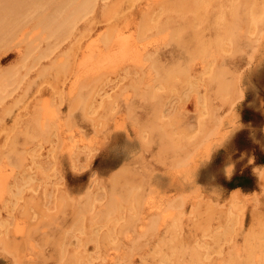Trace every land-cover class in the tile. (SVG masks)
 I'll return each instance as SVG.
<instances>
[{"label": "rangeland", "instance_id": "1", "mask_svg": "<svg viewBox=\"0 0 264 264\" xmlns=\"http://www.w3.org/2000/svg\"><path fill=\"white\" fill-rule=\"evenodd\" d=\"M109 1L110 0H107V2L106 0L102 2L99 1V8L102 9L104 3L108 6L114 2L113 0H111V2ZM153 1L154 0H136L133 3L125 1L123 3V10L126 14L132 15L133 18L140 23L142 16L147 12L146 10L154 9L155 13L159 12V1L161 0ZM145 2H147V5ZM149 3L151 5H149ZM204 3H206L207 6L213 7H207L206 11L202 13L201 18L203 21H194V26L190 29L188 28L190 31L187 30L185 32L182 43L171 39L166 33V35L161 34L160 38L157 34L150 40L149 45H145L143 48V55L140 57L141 60L136 61L134 66L128 58L123 59L122 57L116 56V58L112 59L113 61L108 60L109 64L106 66L107 61L103 62V64L96 61L98 58L96 57L98 56L97 53H88L92 48L93 50H96V48L98 49L99 41L107 30L106 27L111 25L110 21L101 19L103 9L102 11L99 10V12L94 15H88L86 18L78 21L76 23L77 30L73 36L60 38L61 41H59V38L57 41L55 38H51L46 42L38 41V49L41 47L44 50L43 54H45L44 56L41 53V58H39L40 56L38 55L40 53L38 54L37 51L33 52L28 57L20 56L18 51H22L23 48L21 45H19V48L18 46L12 47L11 45L10 47H5L0 50V68H2L0 69V89L2 90V88H5V93L3 90H0V163L2 164V166L0 165V174L2 175H0V183L2 187H4L1 189L0 184V194L2 195H0V264H64L68 262L70 255H77L80 259L85 261V264H109V262L110 264H143V262L144 264H217V262L220 264V259L221 263L226 264L228 257L229 259H240L228 260V264H264V260H255V262L254 260H243L246 255L245 252L248 240L251 237L255 240L252 241L253 245L263 248L262 256H264V0L263 25L261 26V24H259L260 26L258 25L252 29L244 19L248 12L244 0H209V2L206 1ZM234 3L236 5L240 4L241 7L239 8V18L232 23L227 13L232 10L231 5ZM260 3L262 2L260 1ZM140 4H142L143 7ZM137 6L138 9H136ZM149 6L151 7L149 8ZM142 10L144 11L142 12ZM189 16H194L192 11L187 12V17ZM161 17H163V15H161ZM83 21L84 24L85 22L86 24L87 22L90 24H87L86 27ZM88 26L91 29L89 35L86 37L79 36L84 33L85 29L82 28H88ZM104 27L105 29H103ZM95 30H97V33ZM194 33L197 34L198 39H194ZM163 37L165 39L161 40ZM17 39H20V37ZM17 39L15 40V44L19 43ZM154 39L156 43L153 41ZM84 40L87 45H84ZM88 41L90 42L88 43ZM259 41L260 43H258ZM73 42H78L77 45H79L75 53L70 52ZM157 42H159V47L155 49L158 45ZM56 43H58L59 46ZM92 43L96 44L93 45ZM45 44H47L46 47L48 46V48H50V53L46 51L48 48L44 47ZM51 44L54 45L52 46ZM163 44H165V46ZM199 44L206 45L205 48H207V50L204 53L196 54L195 51ZM68 45H70L69 48ZM86 47L88 48L87 50L85 49ZM59 50L60 52H58ZM147 51L149 52L147 53ZM57 54L60 59L57 58V62L60 61L61 64L55 61ZM210 56L211 59L209 58ZM34 57L37 60H35ZM91 57L92 59H90ZM21 58H23V60H21ZM17 59L20 61H17ZM31 59H33V62ZM126 59L127 62L125 61ZM91 60L93 62H91ZM49 61L52 65H50ZM83 61L85 66L89 65L90 68L93 67L91 70L94 72L90 74V72H88L89 67L86 66L85 68V66H83L84 63H81ZM149 61H151V63ZM55 62L57 64H55ZM89 62H91V66ZM119 62L121 64L120 66L118 65ZM220 62L221 64H219ZM30 63H32L31 66ZM97 63L101 66L99 67ZM202 63L203 65H201ZM58 64L59 66H57ZM80 64L82 67L79 66ZM61 65L63 67H61ZM92 65L98 66V70L96 67L94 70V66ZM102 65L103 69L101 68ZM141 65H144L143 68ZM146 65H148V68L151 67L153 71L149 69V73ZM77 66L80 68L77 69ZM121 66H123V68ZM125 66L128 67L126 68ZM135 66L139 68V70ZM192 66L193 68L191 69ZM54 67H57V71ZM3 68L5 69L4 71ZM83 68L87 69L88 73L86 70H84L86 74H84V72L81 73ZM107 68H109V70ZM156 68L157 70H155ZM39 70L41 71L40 73H38ZM79 70L81 71L79 72ZM24 71L26 72V76L22 75ZM139 71L141 72L140 74ZM146 71L148 75L154 73L155 75L157 74V76L153 74L151 77H155V79L153 80V78H150L148 80L146 79L149 78L147 74L146 77H144ZM214 71L216 73H214ZM195 72L198 73V75ZM202 73H204V75H202ZM53 75L55 78H52L54 77ZM76 75L77 79L75 78ZM113 75L116 80L113 78ZM11 76L12 78H10ZM53 79H55V82ZM98 79H103L104 82H102V84L99 83L94 89H89L87 86L88 82ZM118 79L119 83L117 81ZM128 79H130V81ZM151 79L152 81L150 82ZM143 80L149 81V84H144L147 88L142 85L144 83ZM230 80H232L231 83L229 82ZM233 80L236 81V86ZM127 81H129L128 84ZM26 82L27 84H25ZM201 82L203 86H201ZM62 83L63 85H61ZM47 85H49V88H46ZM69 85H71L70 88ZM124 85H126V87ZM123 86L124 88H122ZM149 86L151 88H149ZM226 86H228L229 91L227 88H224ZM82 87H84V89H82ZM179 87L181 88L179 89ZM71 88H75V93L79 92V94L72 93L74 92L72 91L73 89L71 90L72 95L69 94L68 92ZM51 89L53 90L51 91ZM143 89H145L146 92ZM90 92H92V94H90ZM115 92L117 94H114ZM122 93L124 94L122 95ZM14 95L16 97H14ZM74 95H76V97ZM89 95L93 98H90ZM37 96L39 99L36 100V98H38ZM3 97L5 98L4 100ZM21 97H25V99L23 98L24 100H22ZM33 97L34 102L36 101L38 103L40 101L43 103V109H46V111L44 110V112H42V104L39 103V109L38 106H36V102L33 104ZM85 97L89 98H87L88 103ZM140 97L142 98L140 99ZM75 98L78 99V102ZM12 100L14 101L12 102ZM70 100H72V103ZM7 107H9V109ZM113 107L115 109H112ZM48 108H50V110ZM32 109H34L33 114L31 113ZM36 111L39 113L37 114ZM51 111L53 115L50 113ZM45 112L46 114H44ZM41 115L43 117H41ZM64 117L66 120L62 119ZM58 120L61 121L59 122ZM52 121H54V123ZM135 121L136 125L134 123ZM53 125L55 127L51 129ZM74 125H76V127H73ZM119 125L120 127L122 126V128H120ZM132 125L136 127L134 128ZM17 126H19V128ZM40 126H43V132ZM62 127L63 130L61 129ZM145 129L148 130L145 131ZM109 131L111 132L109 133ZM24 133L27 136H25ZM138 133H140L139 136ZM85 135H87V137H85ZM42 136L44 138H42ZM93 136H96V138ZM77 137H79V139ZM127 138L132 140V142L128 141ZM38 140L39 142L37 145ZM84 140L86 142H82ZM55 143L57 145L54 147ZM97 143L99 144L98 147ZM68 147L71 148V151ZM64 151L66 152L65 155ZM20 156L23 159H21L22 162H20ZM4 159H7V162ZM24 160H26V162ZM186 160L187 164H185ZM124 162L126 164H124ZM24 166L26 167L24 168ZM52 167L54 168L52 169ZM12 169H14V171ZM142 169L144 170L142 171ZM4 174L5 176H3ZM18 174H20L19 177L21 178H18ZM13 176H16L14 177L16 181L13 179ZM59 176L61 177L59 178ZM26 178H32V181H28ZM20 179L21 182L23 180L27 182L21 183ZM98 179H100L99 182ZM18 180L19 184L17 186ZM29 182L30 184L27 185ZM45 184H47V187ZM95 187L98 190L94 192L96 189ZM85 188L87 190H85ZM130 194L133 195L132 199L134 198L138 203L137 211L135 209L136 206H134L136 205L135 200H133V202L132 199L129 198L132 196ZM188 194L189 198L185 197L186 195L188 196ZM92 196L95 197L92 198ZM29 197L30 200H28ZM168 197L169 201H165ZM170 198L175 200H171V203ZM71 200H73L72 203ZM149 202H151V204ZM257 202L259 203L256 204ZM130 203H133V205L131 204V208L133 210L134 207V213L133 211L129 213L131 210ZM196 203L198 204L197 207ZM97 204L99 205L98 207H96ZM56 206L58 208H56ZM208 206L210 208H208ZM255 206L257 207L256 209ZM102 207H106V209ZM178 209L179 216L177 214ZM115 210H117V212H115ZM136 212L138 214H136ZM75 213H77L78 217H76L77 215ZM198 213L199 218L197 216ZM182 214L184 216H182ZM80 215L82 217H80ZM89 215L90 220L88 221ZM116 215H119V217ZM135 216L139 219V222L137 221L138 223L135 220ZM224 219L225 222L223 223ZM149 221L151 224L148 225ZM162 221H164L165 224H163ZM236 221L237 223L234 224ZM257 221L259 223H257ZM86 222L88 223L86 224ZM135 224L136 226L138 224V227H136ZM87 227L89 230L86 229ZM212 227H214V229ZM172 228H174V230H172ZM138 231H140V235ZM127 235H129L128 238ZM155 235L157 239L154 237ZM138 236L140 237L138 238ZM186 236H189L188 240ZM209 238L211 239L210 241ZM90 241L94 245H92ZM165 242L167 244H165ZM131 243L132 245L130 246ZM144 244L147 245V248H145ZM160 245H162V247H160ZM239 245L240 250L242 251L243 249L242 257V252L239 251ZM92 246H95L96 249H93ZM180 246L182 247V251ZM226 246L231 249L226 248ZM128 247L130 248L128 249ZM171 247L177 248L176 253L171 251ZM38 248H40V251ZM214 248L217 249L214 250ZM120 250L123 252V255ZM35 251L39 253L36 252V254H34ZM226 251L227 253H225ZM256 251L257 254L261 255V252L258 250ZM82 252H84V254ZM111 253H113V255ZM137 253L139 255H137ZM26 254L27 257L25 256ZM204 254L206 257H204ZM34 255L37 258H34ZM90 255L92 258L89 257ZM114 255L117 256V259H123L124 255L125 257L123 261L121 259H118V261ZM199 257H201L203 262L200 261ZM109 258L111 261H109ZM134 258L136 261L133 260ZM223 258L227 260L225 259L224 262ZM191 260L192 262H190Z\"/></svg>", "mask_w": 264, "mask_h": 264}, {"label": "bare ground", "instance_id": "2", "mask_svg": "<svg viewBox=\"0 0 264 264\" xmlns=\"http://www.w3.org/2000/svg\"><path fill=\"white\" fill-rule=\"evenodd\" d=\"M99 1H105V0H0V50L2 49V48H5V47H10L11 45H12V47L14 46V47H16V46H18V48H19V45H21L22 46V51H18V54L20 55V56H24V57H28L29 55H31L33 52H38V56H40L39 58H41V53L43 54V52H44V50L40 47V49H38V47H39V44H38V41H42V42H46L47 40H49V39H51V38H55L56 39V41H57V39L59 38V41H61L60 40V38H63V37H69V36H73V35H75V33H76V30H77V28H76V23L78 22V21H80V20H82V19H84V18H86L88 15H91V14H96V13H98L99 12V10H101L102 11V9H103V12H102V16H101V19L102 20H104V21H110L111 22V25H108V27H106L107 28V30H106V32L104 33V35H102V37H101V40L99 41V45H98V49L96 48V50H93V48L92 49H90L89 50V52L88 53H97L98 54V56H96V57H98L97 58V60L96 61H98L99 63H102L103 64V62H105V61H107L106 63H107V65L106 66H108V60H112V59H114V58H116V57H122L123 59H125V58H128L129 60H130V62H132L133 63V66H134V64H136L135 62L136 61H139V60H141V56L143 55V48L145 47V45L147 46V45H149V43H150V40L151 39H153L154 37H155V35H159V38H160V35L161 34H164V35H166V34H168L169 36H170V38L171 39H173V40H175L176 42H179V43H182L183 42V38H184V34H185V32L187 31V30H189L192 26H194L193 24H194V21H203V19L201 18V15H202V13H204L205 11H206V9H207V7H213V6H207L206 5V3H204V2H206V1H208L209 2V0H161V1H159L160 2V5H159V12L158 13H155V10L154 9H151V10H146L147 12H145V14L142 16V18H141V22L140 23H138L136 20H135V18H133V16L132 15H129L128 13L126 14L125 12H124V10H123V3L125 2V1H127V2H131V3H133V2H135L136 0H113L114 2H113V4H109L108 6L107 5H105V3L103 4V8L102 9H100L99 8ZM145 1V0H144ZM150 1V0H149ZM154 1H156V0H154ZM153 1V2H154ZM211 1H214V0H211ZM260 1L262 2V3H260ZM106 2H107V0H106ZM109 2H111V0L109 1ZM228 2V1H227ZM139 3V2H138ZM146 3V5H147V2H145ZM151 3V2H150ZM149 3V5H151ZM156 3V2H155ZM244 3H245V6L247 7V9H248V12H247V14L245 15V21H246V23L247 24H249V26H251V29L252 28H255L256 26H258L259 24H261V26L263 25V0H244ZM136 5V4H135ZM142 7H143V5L142 4H140ZM155 5V4H154ZM105 6V7H104ZM144 6H145V4H144ZM229 6V5H228ZM140 7V6H139ZM151 6H149V8H150ZM241 7V5L240 4H232L231 5V8H232V10H230L228 13H227V16L229 15V17L228 18H230V20H231V22L233 23L234 21H236L238 18H239V8ZM136 9H138V6H137V8ZM142 9V8H141ZM140 9V10H141ZM145 10V9H144ZM144 10H142V12L144 11ZM210 10H211V8H210ZM189 11H192L193 12V14H194V16H189V17H187V12H189ZM228 11V10H227ZM140 14H141V12H140ZM139 14V15H140ZM161 15H163V17H161ZM191 15V14H190ZM90 17V16H89ZM96 17H97V15H96ZM95 17V18H96ZM224 17V16H223ZM138 18H140V17H138ZM221 18H222V16H221ZM91 19L93 20V18L91 17ZM100 19V20H101ZM227 19V18H226ZM225 19V20H226ZM88 20V19H87ZM91 20V21H92ZM96 20V19H95ZM90 21V22H91ZM226 22V21H225ZM98 23H99V21H98ZM83 24H84V21H83ZM85 24H86V22H85ZM84 24V25H85ZM87 24H90V23H88L87 22ZM87 24L85 25L86 27H87ZM233 25V24H232ZM226 26H227V24H226ZM260 26V25H259ZM82 28V29H85L84 30V33L83 34H80L79 35V33H78V35L79 36H84V37H86V36H88L89 35V32H90V27L88 26V28ZM76 28V29H75ZM79 28V27H78ZM189 28V29H188ZM259 28V27H258ZM103 29H105V27L103 28ZM100 30V29H99ZM83 31V30H82ZM96 31V33H97V30H95ZM190 31V30H189ZM195 31V30H194ZM79 32H81V31H79ZM223 32V31H222ZM166 33V34H165ZM225 33V32H224ZM92 35V34H91ZM98 35V34H97ZM20 37V39H17V38H19ZM96 36V35H95ZM261 36V35H260ZM94 37V36H93ZM194 39H198V37H197V34L196 33H194ZM264 37V36H263ZM75 38V37H74ZM81 38V37H80ZM90 38V37H89ZM88 38V39H89ZM159 38H158V40H159ZM166 38H167V36H166ZM19 40V43L18 44H15V40ZM91 39V38H90ZM97 39V38H96ZM156 39V38H155ZM155 39L153 40L155 43H156V41H155ZM162 39H165L164 37L163 38H161V40ZM71 40V39H70ZM74 40H76V39H74ZM260 40H261V38H260ZM160 41V40H159ZM166 41H167V39H166ZM171 41V40H170ZM51 42V41H50ZM55 42V41H54ZM54 42H52V43H54ZM84 42H85V40H84ZM90 41H88V43H89ZM96 42H97V40H96ZM154 42H153V45H154ZM162 42V41H161ZM161 42H160V44H161ZM62 43H63V41H62ZM158 43V45L156 46V44H155V49L157 48V47H159V42H157ZM258 43H260V41L258 42ZM57 45H58V43H56ZM60 44H61V42H60ZM67 44V43H66ZM70 44V43H69ZM72 44V43H71ZM78 44V42H73V44H72V46H71V48H70V52H72V53H75L77 50H78V48H79V45H77ZM83 44V43H82ZM93 44V43H92ZM94 44H96V43H94ZM93 44V45H94ZM152 44V43H151ZM150 44V45H151ZM166 44H167V42H166ZM46 45L47 44H45V46L44 47H46ZM52 46L54 45V44H51ZM63 45V44H62ZM84 45H87L86 44V42L84 43ZM89 45V44H88ZM164 46H165V44H163ZM50 46V45H49ZM56 46V45H55ZM59 46V45H58ZM69 46L70 45H68V48H69ZM83 46V45H82ZM90 46V45H89ZM167 46V45H166ZM205 46L206 45H203V44H199L198 46H197V48H196V54H200V53H204L206 50H207V48H205ZM220 46V45H219ZM93 47V46H92ZM149 47V46H148ZM151 47V46H150ZM154 47V46H153ZM260 47V46H259ZM46 48H48V46L46 47ZM56 48V47H55ZM55 48H54V50H55ZM68 48H66V49H68ZM83 48H84V46H83ZM11 49V48H10ZM45 49V48H44ZM49 49L50 48H48V50H46V51H48L49 52ZM66 49H65V51H66ZM86 50L88 49L87 47L85 48ZM150 49V48H149ZM158 49V48H157ZM18 50V49H17ZM20 50V49H19ZM61 50V49H60ZM60 50L58 51V52H60ZM146 50V49H145ZM234 50V49H233ZM81 51V50H80ZM218 51V50H217ZM256 51V50H255ZM9 52V51H8ZM62 52V51H61ZM149 51H147V53H148ZM253 52V51H252ZM50 53V52H49ZM152 53H153V51H152ZM17 54V55H18ZM59 54V53H58ZM56 55V62H57V58L59 59V55ZM79 54V53H78ZM145 54V53H144ZM154 54V53H153ZM208 54V53H207ZM220 54V53H219ZM16 55V56H17ZM44 56H45V54H43ZM135 55H137V56H135ZM159 55V54H158ZM210 55H211V53H210ZM19 56V57H20ZM34 56V55H33ZM55 56V55H54ZM116 56V57H115ZM155 56V55H154ZM212 56L215 58V56L212 54ZM219 56V55H218ZM221 56V55H220ZM253 56H254V54H253ZM2 57V56H1ZM36 57H37V55H36ZM79 57V56H78ZM77 57V58H78ZM82 57V56H81ZM80 57V58H81ZM84 57V56H83ZM90 57V56H89ZM148 57V56H147ZM201 57V56H200ZM223 57V56H222ZM248 57V56H247ZM35 58V57H34ZM33 58V59H34ZM46 58H47V55H46ZM54 58V57H53ZM152 58V57H151ZM154 58V57H153ZM206 58V57H205ZM210 59H211V56L209 57ZM16 59V58H15ZM33 59H31L32 60V62H33ZM43 59H45V58H43ZM90 59H92V57L90 58ZM89 59V60H90ZM155 59V58H154ZM164 59V58H163ZM195 59V58H194ZM199 59V58H198ZM21 60H23V58H21ZM35 60H37L36 58H35ZM60 60V59H59ZM78 60V59H77ZM82 60V59H81ZM87 60H88V58H87ZM161 60V59H160ZM200 60H201V58H200ZM209 60V59H208ZM214 60V59H213ZM249 60V59H248ZM13 61V60H12ZM17 61H20L19 59H17ZM25 61V60H24ZM113 61V60H112ZM122 61V60H121ZM126 62H127V59L125 60ZM15 62V61H14ZM31 62V61H30ZM50 62V61H49ZM55 62V64H57L58 62H60V61H58L57 63ZM91 62H93L92 60H91ZM91 62H89V64H90V66H91ZM150 63H151V61H149ZM182 62V61H181ZM201 62V61H200ZM222 62V61H221ZM221 62L219 63V64H221ZM77 64H79L78 62H76ZM81 63H84V61L83 62H81ZM105 63V64H106ZM115 63V62H114ZM206 63V62H205ZM204 63V64H205ZM15 64V63H14ZM41 64V63H40ZM59 64H61V62L59 63ZM59 64L57 65V66H59ZM94 64V63H93ZM95 64H96V62H95ZM98 64V63H97ZM112 64H113V62H112ZM123 64H125V63H123ZM143 64V63H142ZM146 64V63H145ZM191 64V63H190ZM192 64H194V63H192ZM218 64V65H219ZM10 65H13V64H10ZM9 65V66H10ZM17 65V64H16ZM28 65V64H27ZM32 65V63H30V66ZM50 65H52V63L50 62ZM49 65V66H50ZM114 65H116V64H114ZM119 66L121 65L120 64V62H119V64H118ZM127 65V64H126ZM149 65V64H148ZM148 65H146L147 66V68H148ZM197 65V64H196ZM199 65V64H198ZM201 65H203V63L201 64ZM212 65V64H211ZM7 66H8V64H7ZM6 66V67H7ZM43 66V65H42ZM47 66V65H46ZM55 66V65H54ZM75 66V65H74ZM79 66H81V64L79 65ZM79 66H77V69L78 68H80ZM83 66H85V63L83 64ZM87 66V65H86ZM86 66H85V68H86ZM92 66H94V70H95V67H96V69L98 70V66H99V64H98V66H95V65H92ZM101 66V65H100ZM99 66V67H100ZM105 66V67H106ZM112 66V65H111ZM130 66H131V64H130ZM137 66H138V64H137ZM142 66V65H141ZM144 66V65H143ZM143 66H142V68H143ZM145 66V67H146ZM151 66H152V64H151ZM164 66V65H163ZM194 66V65H193ZM193 66L191 67V69L193 68ZM205 66H206V64H205ZM12 67V66H11ZM10 67V68H11ZM29 67V66H28ZM61 67H63L62 65H61ZM66 67H67V65H66ZM82 67V66H81ZM87 67H89V65L87 66ZM122 68H123V66H121ZM126 67V66H125ZM128 67V66H127ZM126 67V68H127ZM132 67V66H131ZM136 67V66H135ZM199 67V66H198ZM209 67V66H208ZM31 68V67H30ZM54 68H56V71H57V67H54ZM75 68V67H74ZM85 68H83V70L81 71V70H79V72L81 71V73L82 72H84V70H86V72H87V69H85ZM92 69H93V67H91ZM91 68L89 67V69H88V72H90V74L92 73V72H94L93 70H91ZM102 69H103V65H102V67H101ZM113 68H114V66H113ZM130 68V67H129ZM137 68V67H136ZM158 68V67H157ZM157 68L155 69V70H157ZM203 68V67H202ZM205 68V67H204ZM0 69H2V68H0ZM26 69V68H25ZM82 69V68H81ZM108 70H109V68H107ZM116 69V68H115ZM125 69V68H124ZM131 69V68H130ZM138 70H139V68H137ZM149 69H151L152 70V68L151 67H149L148 68V72H149ZM164 69H165V67H164ZM206 69H208V68H206ZM5 69L3 68V71H4ZM29 70V69H28ZM40 70H41V68H40ZM39 70V72L38 73H40L41 71ZM55 70V69H54ZM91 70V71H90ZM105 70V69H104ZM110 70H111V68H110ZM137 70V71H138ZM141 70V69H140ZM146 70V69H145ZM144 70V71H145ZM196 70V69H195ZM22 71V70H21ZM99 71H100V69H99ZM118 71H120V70H118ZM125 71V70H124ZM123 71V72H124ZM131 71V70H130ZM153 71V70H152ZM172 71H175V70H172ZM205 71V70H204ZM222 71V70H221ZM26 72H27V70H26ZM25 71H24V74H22V75H24V76H26V73ZM29 72V71H28ZM53 72V71H52ZM75 72V71H74ZM87 72V73H88ZM96 72V71H95ZM122 72V73H123ZM148 72L146 71L145 72V75H144V77H146V74L148 75ZM166 72V71H165ZM179 72H181V71H179ZM202 72V71H201ZM228 72H229V70H228ZM37 73V72H36ZM38 73H37V75H38ZM97 73H98V71H97ZM114 73V72H113ZM141 72L139 71V74H140ZM150 73V72H149ZM193 73V72H192ZM196 73V72H195ZM200 73V72H199ZM214 73H216L215 71H214ZM213 73V74H214ZM1 74V73H0ZM84 74H86L85 72H84ZM83 74V75H84ZM107 74H108V72H107ZM117 74H118V72H117ZM126 74H127V72H126ZM133 74H135V73H133ZM143 74H144V72H143ZM154 74V73H153ZM152 73H151V75H153ZM176 74H178V73H176ZM194 74V73H193ZM197 75H198V73H196ZM217 74H218V72H217ZM21 75V74H20ZM21 75V76H22ZM74 75V74H73ZM79 75H80V73H79ZM83 75H81L82 77H84ZM151 75H148L149 76V78H146V79H150V78H153V77H151ZM163 75V74H162ZM179 75V74H178ZM202 75H204V73H202ZM216 75V74H215ZM7 76V75H6ZM36 76V75H35ZM39 76H41V75H39ZM54 76V75H53ZM62 76V75H61ZM72 76V75H71ZM80 76V77H81ZM101 76V75H100ZM114 76V75H113ZM154 76H157V74L155 75L154 74ZM166 76V75H165ZM206 76V75H205ZM207 76H208V74H207ZM206 76V77H207ZM51 77V76H50ZM80 77H79V79H80ZM141 77V76H140ZM172 77V76H171ZM170 77V78H171ZM219 77V76H218ZM10 78H12V76L10 77ZM52 78H55V76L54 77H52ZM76 79H77V75H76V77H75ZM114 79H115V76L113 77ZM120 78V77H119ZM138 78V77H137ZM202 78H203V76H202ZM213 78V77H212ZM215 78V77H214ZM23 79V78H22ZM29 79H30V77H29ZM33 79H34V77H33ZM63 79H64V77H63ZM105 79V78H104ZM144 79V78H143ZM145 79V80H146ZM155 79V77L153 78V80ZM176 79V78H175ZM174 79V80H175ZM185 79H186V77H185ZM207 79V78H206ZM5 80V79H4ZM75 80V79H74ZM106 80V79H105ZM113 80V79H112ZM116 80V79H115ZM129 81H130V79H128ZM140 80V79H139ZM164 80V79H163ZM182 80V79H181ZM213 80V79H212ZM53 81L55 82V79H53ZM69 81V80H68ZM118 81V83H119V79L117 80ZM129 81H127V84H128V82ZM152 81V79L150 80V82ZM157 81V80H156ZM170 81V80H169ZM179 81V80H178ZM206 81V80H205ZM223 81V80H222ZM231 81L232 80H230L229 82L231 83ZM234 81V80H233ZM19 82H20V80H19ZM24 82V81H23ZM70 82H71V80H70ZM102 82H104V80L103 79H98V80H90L89 82H88V84H87V86H88V88L89 89H94V88H96V86H98V84L100 83V84H102ZM143 86L145 87V85H146V83H148L149 84V81L147 82V81H144L143 80ZM171 82V81H170ZM220 82V81H219ZM228 82V83H229ZM236 81H234V84H235V86H236V83H235ZM10 83H11V81H10ZM107 83V82H106ZM228 83H227V85H228ZM4 84V83H3ZM13 84V83H12ZM25 84H27V82L25 83ZM24 84V85H25ZM71 84V83H70ZM145 84V85H144ZM153 84V83H152ZM155 84V83H154ZM184 84V83H183ZM200 84H202V82L200 83ZM205 84H206V82H205ZM207 84H208V82H207ZM5 85V84H4ZM18 85V84H17ZM29 85V84H28ZM28 85H27V87H28ZM43 85V84H42ZM61 85H63V83L61 84ZM114 85H115V83H114ZM164 85V84H163ZM6 86V85H5ZM8 86H10V85H8ZM7 86V87H8ZM48 86V87H47ZM46 86V88H49V85H47ZM66 86V85H65ZM70 86L71 85H69V88H70ZM74 86V85H73ZM100 86V85H99ZM125 87H126V85H124ZM124 86L122 87V88H124ZM143 86H142V88H143ZM157 86V85H156ZM165 86V85H164ZM201 86H203V84L201 85ZM225 86V85H224ZM4 87V86H3ZM21 87H23V86H21ZM43 87H45V86H43ZM114 87V86H113ZM131 87V86H130ZM208 87H209V85H208ZM24 88V87H23ZM107 88V87H106ZM133 88V87H132ZM131 88V89H132ZM145 88H147V87H145ZM149 88H151L150 86H149ZM181 87H179V89H180ZM225 89L227 88L228 89V86H226V87H224ZM230 88V87H229ZM5 89V88H4ZM3 88H2V90L4 91V93H5V90H4ZM13 89V88H12ZM28 89V88H27ZM42 89V88H41ZM41 89H40V91H41ZM73 88H71L70 89V91L68 92L69 94H71V90H72ZM80 89V88H79ZM78 89V90H79ZM82 89H84V87H82ZM87 89V88H86ZM135 89V88H134ZM141 89V88H140ZM1 90V89H0ZM1 90V91H2ZM15 90V89H14ZM23 90V89H22ZM48 90V89H47ZM53 89H51V91H52ZM64 90V89H63ZM127 90V89H126ZM145 92H146V90L145 89H143ZM222 90V89H221ZM36 91H37V89H36ZM65 91V90H64ZM72 91H74V92H72V93H75V88L72 90ZM85 91V90H84ZM134 91V90H133ZM133 91H132V93H133ZM143 91V92H144ZM149 91H150V89H149ZM168 91V90H167ZM228 91H229V89H228ZM9 92H10V90H9ZM23 92V91H22ZM124 92V91H123ZM131 92V91H130ZM141 92V91H140ZM1 93V92H0ZM21 93V92H20ZM53 93H55V92H53ZM66 93V92H65ZM77 93V92H76ZM75 93V94H76ZM107 93V92H106ZM132 93H131V95H132ZM165 93V92H164ZM3 94V93H2ZM8 94V93H7ZM52 94V93H51ZM77 94H79V92L77 93ZM90 94H92V92H90ZM114 94H117L116 92L114 93ZM124 93H122V95H123ZM130 94V93H129ZM134 94V93H133ZM214 94V93H213ZM227 94H228V92H227ZM18 95V94H17ZM42 95V94H41ZM54 95V94H53ZM61 95V94H60ZM67 95V94H66ZM66 95H64V96H66ZM72 95V94H71ZM126 95H127V91H126ZM197 95H198V93H197ZM225 95V94H224ZM2 96V95H1ZM5 96V95H4ZM19 96V95H18ZM25 96V95H24ZM50 96V95H49ZM52 96V95H51ZM75 97H76V95H74ZM94 96V95H93ZM103 96V95H102ZM106 96V95H105ZM112 96H113V94H112ZM214 97H215V94L213 95ZM14 97H16L15 95H14ZM26 97V96H25ZM25 97H23L24 99H25ZM38 97V96H37ZM41 97V96H40ZM89 97H90V95H89ZM92 97V96H91ZM90 97V98H91ZM96 97V96H95ZM128 97V96H127ZM22 98V97H21ZM22 98V100H24ZM56 98H57V96H56ZM73 98V97H72ZM71 98V99H72ZM77 98H78V96H77ZM77 98H75V99H77ZM86 98V97H85ZM84 98V99H85ZM88 98V97H87ZM87 98H86V100H87ZM93 98V97H92ZM107 98V97H106ZM133 98V97H132ZM132 98H130V99H132ZM142 97H140V99H141ZM166 98V97H165ZM2 99V98H1ZM5 98L3 97V100H4ZM37 99H39V97L38 98H36V100ZM48 99H50V98H48ZM65 99V98H64ZM74 99V100H75ZM84 99H82V100H84ZM89 99V98H88ZM129 99V100H130ZM154 99H155V97H154ZM196 99H197V97H196ZM195 99V100H196ZM217 99V98H216ZM47 100V99H46ZM57 100H59V99H57ZM74 100H73V102H74ZM108 100H110V99H108ZM220 100V99H219ZM14 100H12V102H13ZM66 101V100H65ZM72 100H70V102H71ZM92 101H93V99H92ZM114 101V100H113ZM28 102V101H27ZM32 102H34V97H33V101ZM36 102V101H35ZM35 102L33 103V104H35ZM44 102V101H43ZM53 102H54V100H53ZM69 102V101H68ZM76 102V101H75ZM77 102H78V99H77ZM76 102V103H77ZM80 102H81V100H80ZM79 102V103H80ZM87 103H88V100L86 101ZM98 102H100V101H98ZM139 102H140V100H139ZM143 102V101H142ZM193 102H194V100H193ZM221 102H222V100H221ZM7 104H9L8 102H6ZM37 103V102H36ZM39 103L40 104H42L41 106H42V112H44V110L46 111V109H43L44 108V106H43V103L42 102H38L37 103V105L36 106H38V109H39ZM72 103V102H71ZM115 103H116V101H115ZM114 103V104H115ZM126 103V102H125ZM2 104V103H1ZM15 104H16V102H15ZM30 104H31V102H30ZM51 104V103H50ZM54 104V103H53ZM74 104V103H73ZM81 104V103H80ZM113 104V103H112ZM32 105V104H31ZM197 105H198V103H197ZM14 106V105H13ZM33 106V105H32ZM35 106V107H36ZM50 106H52V105H50ZM56 106V105H55ZM80 106V105H79ZM82 106V105H81ZM86 106V105H85ZM116 106V105H115ZM202 106V105H201ZM31 107V106H30ZM46 107H47V105H46ZM57 107H58V105H57ZM69 107H70V105H69ZM101 107H102V105H101ZM194 107H195V105H194ZM8 109H9V107H7ZM32 108V107H31ZM31 108H28V109H31ZM37 108V107H36ZM79 108V107H78ZM81 108V107H80ZM196 108V107H195ZM3 109H4V107H3ZM41 109V108H40ZM49 110H50V108H48ZM70 109V108H69ZM73 109V108H72ZM112 109H115L114 107L112 108ZM126 109H127V107H126ZM198 109V108H197ZM33 110L34 109H32V111H31V113L33 114ZM48 110V111H49ZM117 110V109H116ZM28 111V110H27ZM47 111V112H48ZM69 111V110H68ZM72 111H74V110H72ZM77 111V110H76ZM75 111V112H76ZM159 111H160V109H159ZM2 112V111H1ZM37 112V111H36ZM117 112H119V111H117ZM123 112H124V110H123ZM127 112V111H126ZM197 112V111H196ZM3 113V112H2ZM30 113V112H29ZM39 112H37V114H38ZM50 113H52V115H53V112L51 111ZM68 113V112H67ZM82 113V112H81ZM96 113V112H95ZM183 113V112H182ZM24 114V113H23ZM34 114L36 115V113L34 112ZM44 114H46V112L44 113ZM103 114H104V112H103ZM121 114H122V112H121ZM128 115H131V114H129V113H127ZM43 115V114H42ZM41 115V117H43ZM69 115V114H68ZM82 115V114H81ZM107 115V114H106ZM120 115V114H119ZM125 115V114H124ZM0 116H1V114H0ZM39 116V115H38ZM62 116V115H61ZM66 116V115H65ZM117 116V115H116ZM115 116V117H116ZM126 116V115H125ZM210 116V115H209ZM2 117H4V116H2ZM70 117H71V115H70ZM94 117V116H93ZM102 117V116H101ZM47 118V117H46ZM51 118V117H50ZM54 118V117H53ZM67 118V117H66ZM103 118V117H102ZM102 118H100V119H102ZM134 118V117H133ZM213 118V117H212ZM0 119H1V117H0ZM30 119V118H29ZM37 119H38V117H37ZM43 119V118H42ZM62 119H65V117L64 118H62ZM74 119V118H73ZM82 119H83V117H82ZM127 119V118H126ZM25 120V119H24ZM44 120V119H43ZM47 120V119H46ZM50 120V119H49ZM66 120V119H65ZM116 120V119H115ZM114 120V121H115ZM120 120H121V118H120ZM20 121V120H19ZM59 121V120H58ZM61 121V120H60ZM59 121V122H60ZM63 121V120H62ZM86 121V120H85ZM122 121H123V119H122ZM128 121V120H127ZM131 121H132V119H131ZM130 121V122H131ZM48 122V121H47ZM53 123H54V121H52ZM72 122V121H71ZM142 122V121H141ZM84 123V122H83ZM86 123V122H85ZM123 123V122H122ZM133 123V122H132ZM135 123V125H136V121L134 122ZM199 123V122H198ZM24 124H25V121H24ZM27 124V123H26ZM36 124V123H35ZM41 124V123H40ZM39 124V125H40ZM56 124V123H55ZM71 124V123H70ZM74 124H76V123H74ZM93 124V123H92ZM110 124V123H109ZM144 124H146V123H144ZM152 124V123H151ZM62 125V124H61ZM72 125V124H71ZM77 125V124H76ZM76 125H74L73 127H76ZM108 125V124H107ZM112 125H113V123H112ZM37 126H38V124H37ZM78 126V125H77ZM81 126V125H80ZM110 126V125H109ZM115 126H116V123H115ZM132 126H134V125H132ZM156 126V125H155ZM18 128H19V126H17ZM24 127V126H23ZM41 127V131L43 130L42 129V127L43 126H40ZM54 125H53V128H51V129H54ZM99 127H101V126H99ZM119 127H120V125H119ZM126 127H127V125H126ZM136 126H134V128H135ZM138 127V126H137ZM212 127V126H211ZM46 128V127H45ZM71 128V127H70ZM109 128V127H108ZM117 128H118V125H117ZM116 128V129H117ZM120 128H122V126L120 127ZM119 128V129H120ZM154 128V127H153ZM215 128V127H214ZM40 129V128H39ZM48 129L50 130V128L48 127ZM62 130H63V127L61 128ZM76 129V128H75ZM115 129V130H116ZM118 129V130H119ZM17 130V129H16ZM30 130H31V128H30ZM30 130H29V132H30ZM105 130V129H104ZM106 130H107V128H106ZM122 130V129H121ZM125 130H127V129H125ZM136 130H137V128H136ZM139 130V129H138ZM148 130V129H147ZM146 129H145V131H147ZM152 130V129H151ZM150 130V131H151ZM202 130V129H201ZM217 130V129H216ZM26 131V130H25ZM51 131V130H50ZM57 131V130H56ZM76 131H77V129H76ZM117 131V130H116ZM43 132V131H42ZM46 132V131H45ZM111 131H109V133H110ZM118 132V131H117ZM135 132V131H134ZM144 132V131H143ZM85 133V132H84ZM87 133V132H86ZM92 133V132H91ZM90 133V134H91ZM102 133V132H101ZM104 133V132H103ZM113 133V132H112ZM114 133H116V132H114ZM206 133V132H205ZM3 134V133H2ZM25 134V133H24ZM48 134H50V133H48ZM66 134V133H65ZM69 134H70V132H69ZM80 134V133H79ZM127 134V133H126ZM46 135V134H45ZM106 135V134H105ZM140 135V133H138V136ZM207 135V134H206ZM208 135H209V132H208ZM25 136H27L26 134H25ZM29 136H31V135H29ZM130 136V135H129ZM76 137V136H75ZM80 137V136H79ZM79 137H77L78 139H79ZM82 137V136H81ZM85 137H87V135H85ZM92 137V136H91ZM93 137H95L96 138V136H93ZM108 137V136H107ZM127 137H128V135H127ZM141 137V136H140ZM150 137V136H149ZM206 137V136H205ZM212 137V136H211ZM11 138V137H10ZM42 138H44L43 136H42ZM54 138V137H53ZM104 138H105V136H104ZM146 138V137H145ZM35 139V138H34ZM76 139V138H75ZM75 139H73V140H75ZM128 139V138H127ZM135 139V138H134ZM164 139V138H163ZM2 140H4V139H2ZM29 140V139H28ZM30 140H31V138H30ZM36 140V139H35ZM44 140H46V139H44ZM67 140V139H66ZM65 140V141H66ZM98 140V139H97ZM106 140V139H105ZM138 140H139V137H138ZM143 140V139H142ZM58 141V140H57ZM69 141V140H68ZM77 141H79V140H77ZM81 141V140H80ZM92 141H93V138H92ZM128 141H131L132 142V140H129L128 139ZM32 142V141H31ZM38 142H39V140L37 141V145H38ZM56 142V141H55ZM82 142H86L85 140L84 141H82ZM81 142V143H82ZM89 142V141H88ZM91 142V141H90ZM105 142V141H104ZM139 142V141H138ZM148 142V141H147ZM9 143V142H8ZM36 143V142H35ZM68 143V142H67ZM79 143V142H78ZM87 144H89V143H87ZM98 144V143H97ZM143 144H144V141H143ZM1 145V144H0ZM33 145V144H32ZM42 145H43V139H42ZM55 145H57L56 143L54 144V147H55ZM71 145H72V143H71ZM95 145H96V142H95ZM34 146V145H33ZM45 146V145H44ZM49 146H51V145H49ZM69 146V145H68ZM99 146V144L97 145V147ZM140 146V145H139ZM26 147V146H25ZM64 147V146H63ZM66 147H67V144H66ZM1 148V147H0ZM30 148H31V146H30ZM30 148H26V149H30ZM69 148V150L71 151V148L70 147H68ZM75 148V147H74ZM36 149V148H35ZM66 149V148H65ZM37 150V149H36ZM38 150H39V148H38ZM62 150H63V148H62ZM68 150V151H69ZM13 151V150H12ZM12 151H10V152H12ZM41 152V151H40ZM46 152V151H45ZM65 152V151H64ZM76 152V151H75ZM191 153V152H190ZM23 154V153H22ZM57 154V153H56ZM66 154V152L64 153V155ZM77 154V153H76ZM1 155V154H0ZM32 155H33V153H32ZM61 155V154H60ZM28 156V155H27ZM41 156V155H40ZM42 156H43V154H42ZM50 156V155H49ZM190 156V155H189ZM5 157V156H4ZM18 157V156H17ZM29 157V156H28ZM74 157V156H73ZM79 158V157H78ZM90 158V157H89ZM189 158V157H188ZM19 159V158H18ZM21 159H22V157L20 156V162H22L21 161ZM33 159V158H32ZM36 159V158H35ZM42 159V158H41ZM56 159V158H55ZM65 159H67V158H65ZM186 159V158H185ZM5 160V159H4ZM23 160V159H22ZM31 160V159H30ZM44 160V159H43ZM62 160V159H61ZM89 160V159H88ZM6 162H7V159L5 160ZM25 162H26V160H24ZM54 161V160H53ZM56 161V160H55ZM60 161V160H59ZM58 161V162H59ZM65 161V160H64ZM63 161V162H64ZM79 161V160H78ZM83 161V160H82ZM82 161H80V162H82ZM130 161V160H129ZM192 161V160H191ZM1 162V161H0ZM46 162H47V160H46ZM137 162V161H136ZM185 162V161H184ZM24 163V162H23ZM32 163V162H31ZM65 163V162H64ZM64 163H61V164H64ZM76 163H78V162H76ZM134 163H135V161H134ZM5 164V163H4ZM50 164H52V163H50ZM58 164V163H57ZM61 164H59V165H61ZM124 164H126L125 162H124ZM129 164V163H128ZM139 164H140V162H139ZM185 164H187V160H186V162H185ZM0 165L2 166V164L0 163ZM7 165V164H6ZM24 165V164H23ZM26 165H27V163H26ZM37 165V164H36ZM47 165H49V164H47ZM122 165H123V163H122ZM180 165H181V162H180ZM4 166V165H3ZM28 166V165H27ZM39 166V165H38ZM62 166V165H61ZM142 166H143V164H142ZM182 166H183V164H182ZM7 167V166H6ZM5 167V168H6ZM26 166H24V168H25ZM48 167V166H47ZM55 167V166H54ZM54 167H52V169L54 168ZM78 167V166H77ZM141 167V166H140ZM11 168V167H10ZM62 168V167H61ZM60 168V169H61ZM73 168V167H72ZM180 168H181V166H180ZM33 169H34V166H33ZM51 169V168H50ZM74 169V168H73ZM119 169V168H118ZM117 169V170H118ZM178 169V168H177ZM13 171H14V169H12ZM22 170V169H21ZM56 170H59V169H56ZM144 169H142V171H143ZM19 171V170H18ZM23 171V170H22ZM40 171V170H39ZM38 171V172H39ZM124 171V170H123ZM170 171H171V169H170ZM183 171V170H182ZM5 172H6V170H5ZM21 172V171H20ZM31 172V171H30ZM43 172V171H42ZM115 172V171H114ZM113 172V173H114ZM147 172V171H146ZM168 172H169V169H168ZM172 172H174V171H172ZM178 172H179V170H178ZM3 173V172H2ZM9 173H10V170H9ZM22 173V172H21ZM143 174H145L144 172H142ZM177 173V172H176ZM15 174V173H14ZM43 174V173H42ZM41 174V175H42ZM148 174H149V172H148ZM166 174V173H165ZM175 174V173H174ZM1 175V174H0ZM19 175L20 174H18V178H21V177H19ZM44 175V174H43ZM52 175H53V173H52ZM125 175V174H124ZM146 175H147V173H146ZM170 175V174H169ZM2 176V175H1ZM3 176H5V174L3 175ZM165 176V175H164ZM167 176V175H166ZM172 176H174V175H172ZM175 176H176V174H175ZM14 177H16V176H13V179L15 180V178ZM31 177V176H30ZM40 177V176H39ZM38 177V178H39ZM44 177H45V175H44ZM44 177H41V178H44ZM61 176H59V178H60ZM63 177V176H62ZM110 177H111V174H110ZM147 177V176H146ZM148 177H149V175H148ZM179 177V176H178ZM24 178V177H23ZM34 178V177H33ZM46 178V177H45ZM64 178V177H63ZM119 178H120V176H119ZM17 179V178H16ZM27 179V178H26ZM35 179V178H34ZM174 179H176V178H174ZM28 181L29 180H31L32 181V178H30V179H27ZM60 180H62V179H60ZM123 180V179H122ZM2 181V180H1ZM16 181V180H15ZM100 181V179H98V182ZM107 181H108V179H107ZM160 181V180H159ZM182 181V180H181ZM5 182V181H4ZM20 182H21V179H20ZM23 182H27V181H22L21 183H23ZM43 182V181H42ZM126 182V181H125ZM154 182V181H153ZM175 182V181H174ZM33 183V182H32ZM106 183V182H105ZM105 183H103V184H105ZM152 183V182H151ZM1 184V183H0ZM18 184H19V180H18V183H17V186H18ZM30 184V182L27 184V185H29ZM41 184V183H40ZM99 184V183H98ZM125 184V183H124ZM171 184H172V182H171ZM184 184V183H183ZM6 185V184H5ZM43 185V184H42ZM46 185V187H47V184H45ZM155 185V184H154ZM176 185V184H175ZM179 185V184H178ZM178 185H177V187H178ZM4 186V185H3ZM39 186V185H38ZM49 186V185H48ZM52 186V185H51ZM100 186V185H99ZM105 186V185H104ZM150 186V185H149ZM148 186V187H149ZM170 186V185H169ZM174 186V185H173ZM43 187H44V185H43ZM127 187V186H126ZM151 187V186H150ZM153 187V186H152ZM160 187V186H159ZM176 187V188H177ZM2 188H4V187H2V184H1V189ZM21 188H22V186H21ZM39 188V187H38ZM96 188V187H95ZM94 188V189H95ZM102 188V187H101ZM114 188V187H113ZM156 189V188H155ZM15 190H17V189H15ZM27 190V189H26ZM46 190V189H45ZM50 190H51V187H50ZM49 190V191H50ZM85 190H87L86 188H85ZM85 190H84V192H85ZM96 190H98L97 188L94 190V192L96 191ZM137 190V189H136ZM152 190H153V188H152ZM151 190V191H152ZM158 190V189H157ZM161 190V189H160ZM163 190H165V189H163ZM178 190H179V188H178ZM43 191V190H42ZM62 191V190H61ZM64 191H65V188H64ZM63 191V192H64ZM159 191V190H158ZM142 192V191H141ZM164 192V191H163ZM14 193H16V192H14ZM93 193V192H92ZM102 193V192H101ZM126 193H127V191H126ZM152 193H153V191H152ZM151 193V194H152ZM155 193H156V191H155ZM154 193V194H155ZM65 194V193H64ZM68 194V193H67ZM66 194V195H67ZM83 194V193H82ZM81 194V195H82ZM94 194V193H93ZM129 194V193H128ZM153 194V195H154ZM163 194V193H162ZM182 194V193H181ZM191 194V193H190ZM193 194V193H192ZM1 195V194H0ZM18 195V194H17ZM50 195V194H49ZM54 195V194H53ZM130 195H132V194H130ZM134 195H135V192H134ZM147 195H148V193H147ZM182 195H184V194H182ZM2 196V195H1ZM80 196V195H79ZM120 196V195H119ZM164 196H166V195H164ZM177 196H178V194H177ZM180 196V195H179ZM78 197V196H77ZM95 196H92V198H94ZM132 197H133V195L131 196V197H129L130 199H132ZM157 197V196H156ZM163 197V196H162ZM172 197H174V196H172ZM185 197H188L189 198V194H188V196L186 195ZM192 197V196H191ZM199 196L197 195V198H198ZM27 198V197H26ZM71 198V197H70ZM197 198H196V200H197ZM76 199V198H75ZM169 199V197L165 200V201H167ZM180 199V198H179ZM28 200H30V197H29V199ZM85 200H86V198H85ZM116 200H117V198H116ZM133 200H135L134 198L132 199V201ZM151 200V199H150ZM171 200H175V199H172V198H170V202H171ZM198 200L200 201V198H198ZM72 201L73 200H71V203H72ZM99 201V200H98ZM149 201V200H148ZM169 201V200H168ZM208 201H209V199H208ZM60 202V201H59ZM58 202V203H59ZM62 202H64V201H62ZM76 202V201H75ZM88 202V201H87ZM106 202V201H105ZM123 202H124V200H123ZM134 202V201H133ZM181 202V201H180ZM188 202V201H187ZM205 202V201H204ZM113 203H114V200H113ZM121 203H122V201H121ZM135 203H136V205H134V206H136L135 207V209H136V211H137V205H138V203L136 202V200H135ZM146 203V202H145ZM144 203V204H145ZM150 204H151V202H149ZM153 203V202H152ZM169 203V202H168ZM172 203V202H171ZM213 203V202H212ZM218 203V202H217ZM259 202H257L256 204H258ZM42 204V203H41ZM55 204V203H54ZM91 204H92V202H91ZM124 204V203H123ZM133 205V203H130V211H129V213L131 212V211H133V210H135L134 209V207H133V210H132V208H131V206ZM165 204V203H164ZM179 204V203H178ZM214 204V203H213ZM26 205V204H25ZM31 205V204H30ZM62 205V204H61ZM104 205V204H103ZM103 205H101V206H103ZM115 205V204H114ZM197 203H196V207H197ZM215 205V204H214ZM246 205V204H245ZM33 206V205H32ZM35 206V205H34ZM36 206H37V203H36ZM43 206V205H42ZM99 205L97 204L96 205V207H98ZM124 206V205H123ZM126 206V205H125ZM176 206V205H175ZM187 206V205H186ZM200 206H201V204H200ZM75 207V206H74ZM116 207V206H115ZM128 207V206H127ZM147 207V206H146ZM145 207V208H146ZM151 207V206H150ZM182 207H184V206H182ZM199 207V206H198ZM26 208V207H25ZM56 208H58L57 206H56ZM76 208V207H75ZM74 208V209H75ZM103 208V207H102ZM105 209H106V207H104ZM103 208V209H104ZM109 208H110V206H109ZM148 208V207H147ZM166 208V207H165ZM191 208H192V206H191ZM190 208V209H191ZM208 208H210L209 206H208ZM257 207L255 206V209H256ZM27 209V208H26ZM38 209V208H37ZM97 209V208H96ZM113 209V208H112ZM117 209V208H116ZM120 209V208H119ZM122 209V208H121ZM142 209V208H141ZM179 209H180V207H179ZM179 209H178V212H177V214L179 213ZM253 209H254V206H253ZM252 209V210H253ZM183 210V209H182ZM186 210H188V209H186ZM194 210H195V208H194ZM215 210H216V208H215ZM28 211V210H27ZM164 211V210H163ZM197 211H198V208H197ZM258 211H260V210H258ZM45 212H46V210H45ZM55 212V211H54ZM90 212H91V210H90ZM115 212H117V210H115ZM127 212V211H126ZM207 212V211H206ZM228 212V211H227ZM238 212V211H237ZM263 212V211H262ZM29 213V212H28ZM57 213V212H56ZM113 213H114V211H113ZM133 213H134V211H133ZM58 214V213H57ZM76 215H77V213H75ZM109 214V213H108ZM119 214V213H118ZM136 214H138L137 212H136ZM172 214H174V213H172ZM176 214V213H175ZM238 214V213H237ZM252 214V213H251ZM45 215V214H44ZM43 215V216H44ZM61 215H63V214H61ZM100 215H101V212H100ZM99 215V216H100ZM127 215V214H126ZM218 215H219V213H218ZM46 216H47V214H46ZM64 216V215H63ZM116 216H118L119 217V215H116ZM132 216H134V215H132ZM165 216V215H164ZM178 216H179V214H178ZM182 216H184L183 214H182ZM197 216H198V218H199V213L197 214ZM76 217H78V215L76 216ZM80 217H82L81 215H80ZM89 217H90V215L88 216V221L90 220L89 219ZM98 217V216H97ZM137 216H135V218H136ZM168 217V216H167ZM194 217H195V215H194ZM206 217V216H205ZM47 218H49V217H47ZM83 218H84V216H83ZM91 218H92V215H91ZM110 218V217H109ZM113 218V217H112ZM131 218V217H130ZM190 218V217H189ZM210 218V217H209ZM252 218H253V216H252ZM141 219V218H140ZM156 219H157V217H156ZM165 219V218H164ZM167 219V218H166ZM177 219V218H176ZM206 219H207V217H206ZM75 220V219H74ZM136 220V222L138 221L139 222V219H135ZM162 220H163V216H162ZM175 220V219H174ZM92 221H94V220H92ZM96 221V220H95ZM104 221V220H103ZM109 221H110V219H109ZM146 221V220H145ZM177 221V220H176ZM181 221V220H180ZM187 221H188V219H187ZM216 221V220H215ZM219 221V220H218ZM100 222V221H99ZM106 222V221H105ZM137 222V223H138ZM154 222V221H153ZM163 222V224H165V222L164 221H162ZM161 222V223H162ZM225 222V219H224V221H223V223ZM253 222V221H252ZM2 223V222H1ZM37 223V222H36ZM41 223V222H40ZM88 222H86V224H87ZM111 223H114V222H111ZM116 223H118V222H116ZM124 223V222H123ZM145 223V222H144ZM156 223H157V221H156ZM167 223V222H166ZM235 223H237V221L236 222H234V224ZM257 223H259L258 221H257ZM7 224H8V221H7ZM55 224H56V221H55ZM93 224H94V222H93ZM146 224V223H145ZM145 224H144V226H145ZM149 224H151L150 223V221H149V223H148V225ZM172 224H174V223H172ZM171 224V225H172ZM196 224V223H195ZM205 224V223H204ZM217 224V223H216ZM254 224V223H253ZM3 225H4V223H3ZM29 225V224H28ZM37 225V224H36ZM84 225V224H83ZM101 225V224H100ZM103 225V224H102ZM110 225V224H109ZM143 225V224H142ZM179 225V224H178ZM188 225V224H187ZM186 225V226H187ZM232 225V224H231ZM252 225V224H251ZM79 226V225H78ZM87 226V225H86ZM135 226H136V224H135ZM164 226V225H163ZM182 226H183V223H182ZM197 226V225H196ZM260 226V225H259ZM19 227V226H18ZM17 227V228H18ZM58 227V226H57ZM89 227V226H88ZM86 228V229H88L89 230V228ZM94 227H96V226H94ZM117 227V226H116ZM136 227H138V224H137V226ZM140 227V226H139ZM172 227H174V226H172ZM184 227V226H183ZM229 227H230V225H229ZM85 228V227H84ZM155 228H156V226H155ZM171 228V227H170ZM179 228V227H178ZM213 229H214V227H212ZM263 228H264V226H263ZM22 229V228H21ZM110 229V228H109ZM137 229V228H136ZM142 229V228H141ZM149 229V228H148ZM152 229V228H151ZM165 229V228H164ZM195 229V228H194ZM252 229V228H251ZM256 229V228H255ZM260 229H261V227H260ZM19 230H20V228H19ZM23 230V229H22ZM36 230V229H35ZM38 230V229H37ZM117 230H118V228H117ZM143 230V229H142ZM146 230V229H145ZM172 230H174V228H172ZM189 230V229H188ZM238 230V229H237ZM105 231H106V228H105ZM144 231V230H143ZM149 231V230H148ZM170 231H171V229H170ZM205 231V230H204ZM214 231V230H213ZM248 231V230H247ZM253 231V230H252ZM258 231V230H257ZM79 232V231H78ZM80 232H82V231H80ZM112 232H113V230H112ZM116 232H118V231H116ZM139 232V235H140V231H138ZM160 232H162V231H160ZM203 232V231H202ZM21 233V232H20ZM152 233V232H151ZM164 233H165V231H164ZM246 233V232H245ZM244 233V234H245ZM259 233H260V230H259ZM122 234H123V232H122ZM132 234V233H131ZM142 234H143V232H142ZM141 234V235H142ZM157 234V233H156ZM170 234H171V232H170ZM185 234V233H184ZM28 235V234H27ZM26 235V236H27ZM118 235V234H117ZM144 235V234H143ZM143 235H142V238H143ZM145 235H146V233H145ZM180 235H181V231H180ZM186 235V234H185ZM188 235V234H187ZM190 235H192V234H190ZM243 235V234H242ZM262 235V234H261ZM57 236V235H56ZM128 236L129 235H127V238H128ZM134 236V235H133ZM153 236V235H152ZM178 236V235H177ZM196 236V235H195ZM203 236V235H202ZM213 236V235H212ZM228 236V235H227ZM236 236V235H235ZM264 236V235H263ZM81 237V236H80ZM120 237V236H119ZM140 236H138V238H139ZM154 237H156V235L154 236ZM187 237V236H186ZM189 237V236H188ZM188 237H187V240H188ZM192 237V236H191ZM243 237V236H242ZM247 237H248V235H247ZM262 237V236H261ZM94 238H95V236H94ZM101 238V237H100ZM123 238L125 239V237L123 236ZM133 238V237H132ZM142 238H140V239H142ZM153 238V237H152ZM163 238V237H162ZM229 238H230V235H229ZM60 239V238H59ZM93 239V238H92ZM144 239V238H143ZM156 239H157V237H156ZM186 239V238H185ZM194 239V238H193ZM195 239H197V238H195ZM235 239V238H234ZM245 239V238H244ZM255 239V238H254ZM263 239V238H262ZM5 240V239H4ZM3 240V241H4ZM84 240H85V237H84ZM101 240V239H100ZM109 240V239H108ZM126 240V239H125ZM154 240V239H153ZM189 240H190V238H189ZM211 239L209 238V241H210ZM240 240V239H239ZM257 240H259V239H257ZM110 241V240H109ZM172 241H174V240H172ZM176 241H178V240H176ZM227 241V240H226ZM230 241H231V238H230ZM252 241H255V240H253V238L251 237L249 240H248V243H247V246H246V255H245V258L243 259V260H254V262H255V260H264V256H262V247L260 246V247H257L256 245H253L252 244ZM2 242V241H1ZM19 242V241H18ZM45 242V241H44ZM95 242V241H94ZM100 242V241H99ZM104 242V241H103ZM162 242V241H161ZM169 242H170V239H169ZM194 242V241H193ZM225 242V241H224ZM15 243V242H14ZM25 243V242H24ZM90 243H91V241H90ZM111 243V242H110ZM125 243V242H124ZM129 243V242H128ZM195 243V242H194ZM201 243V242H200ZM259 243H260V241H259ZM1 244V243H0ZM4 244V243H3ZM92 244V243H91ZM157 244V243H156ZM159 244V243H158ZM161 244V243H160ZM165 244H167L166 242H165ZM183 244V243H182ZM208 244H209V242H208ZM213 244H214V242H213ZM244 244V243H243ZM254 244H255V242H254ZM264 244V243H263ZM37 245V244H36ZM92 245H94V244H92ZM125 245V244H124ZM132 245V243L130 244V246ZM145 245V248H147L146 246V244H144ZM175 245H176V243H175ZM192 245V244H191ZM4 246V245H3ZM18 246H19V244H18ZM123 246V245H122ZM128 246V245H127ZM126 246V247H127ZM171 246V245H170ZM197 246H198V244H197ZM218 246V245H217ZM229 246V245H228ZM17 247V246H16ZM26 247V246H25ZM101 247V246H100ZM111 247V246H110ZM160 247H162V245H160ZM159 247V248H160ZM194 247H195V245H194ZM231 247H232V245H231ZM5 248V247H4ZM51 248V247H50ZM92 248L93 249H96V247L94 246H92ZM112 248V247H111ZM124 248V247H123ZM130 247H128V249H129ZM145 248H144V250H145ZM180 248H181V251H182V247L180 246ZM197 248V247H196ZM218 248V247H217ZM216 248V249H217ZM226 248H230V247H227L226 246ZM22 249V248H21ZM39 249V251H40V248H38ZM104 249V248H103ZM117 249V248H116ZM119 249V248H118ZM156 249V248H155ZM171 249V251L172 252H175L176 253V250H177V248H175V247H171L170 248ZM179 249V248H178ZM208 249V248H207ZM215 248H214V250H216ZM231 249V248H230ZM28 250V249H27ZM41 250H42V248H41ZM70 250V249H69ZM112 250V249H111ZM124 250V249H123ZM144 250H142V251H144ZM148 250V249H147ZM165 250H166V248H165ZM188 250V249H187ZM227 250V249H226ZM256 250H258L259 252H261V255H259V254H257V251ZM5 251V250H4ZM14 251V250H13ZM38 251V250H37ZM37 251H35V253L34 254H36V252ZM103 251V250H102ZM127 251V250H126ZM125 251V252H126ZM141 251V252H142ZM168 251H170V250H168ZM192 251H193V248H192ZM201 251V250H200ZM239 251L240 252H242V255H241V257L243 256V249H242V251L240 250V245H239ZM239 251H237V252H239ZM88 252V251H87ZM115 252V251H114ZM113 252V253H114ZM120 252H121V254L123 253L121 250H120ZM124 252V253H125ZM141 252H140V254H141ZM37 253H39V252H37ZM83 254H84V252H82ZM104 253V252H103ZM107 253V252H106ZM113 253H111L112 255H113ZM146 253V252H145ZM145 253H144V255H145ZM174 253V254H175ZM181 253V252H180ZM225 253H227V251L225 252ZM31 254V253H30ZM60 254V253H59ZM115 254H116V252H115ZM169 254V253H168ZM201 254V253H200ZM203 254V253H202ZM8 255V254H7ZM112 255H110V256H112ZM123 255V254H122ZM127 255V254H126ZM132 255V254H131ZM137 255H139L138 253H137ZM159 255V254H158ZM184 255V254H183ZM192 255V254H191ZM194 255V254H193ZM199 255V254H198ZM228 255H230V254H228ZM237 255L239 256V254L237 253ZM8 256H10V255H8ZM26 257H27V254L25 255ZM35 256V255H34ZM94 256V255H93ZM97 256V255H96ZM104 256V255H103ZM102 256V257H103ZM109 256V257H110ZM115 257H116V259H117V256L116 255H114ZM133 256H134V254H133ZM179 256V255H178ZM182 256V255H181ZM185 256V255H184ZM195 256V255H194ZM12 257V256H11ZM89 257H91L92 258V256L90 255ZM106 257V256H105ZM105 257H104V259H105ZM113 257V256H112ZM120 257V256H119ZM124 257H125V255L123 256V259H124ZM127 257V256H126ZM135 257V256H134ZM139 257V256H138ZM146 257V256H145ZM163 257V256H162ZM172 257V256H171ZM204 257H206V255L204 254ZM219 257V256H218ZM13 258V257H12ZM34 258H37L36 256L34 257ZM94 258H96V257H94ZM107 258V257H106ZM133 258V257H132ZM147 258V257H146ZM69 259V258H68ZM97 259V258H96ZM100 259V258H99ZM110 259V258H109ZM115 259V258H114ZM119 259V258H118ZM117 259V260H118ZM121 259V258H120ZM119 259V260H120ZM123 259H121L122 261H123ZM172 259V258H171ZM195 259H197V258H195ZM199 259H200V261H202L201 260V257H199ZM224 259V262H225V259L226 258H223ZM82 259H80L77 255H70V259L68 260V262H66V263H64V264H83V262H84V264H85V261L84 260H82ZM116 260V261H117ZM118 260V261H119ZM133 260H135V258L133 259ZM175 260H179V259H175ZM227 260V259H226ZM228 260H240V259H238V258H232V259H229V257H228ZM227 260V262H226V264H228L229 263V261ZM65 261V260H64ZM109 261H111V259L109 260ZM136 261V260H135ZM168 261V260H167ZM171 261V260H170ZM181 261V260H180ZM214 261V260H213ZM219 261V260H218ZM17 262V261H16ZM20 262V261H19ZM92 262V261H91ZM164 262H165V260H164ZM190 262H192V260L190 261ZM189 262V263H190ZM203 262V261H202ZM217 262V261H216ZM222 262H223V260H222ZM107 263V262H106ZM113 263V262H112ZM118 263V262H117ZM166 263V262H165ZM194 263V262H193ZM204 263H206V262H204ZM248 263V262H247ZM263 263V262H262ZM19 264V263H18ZM96 264V263H95ZM109 264H110V262H109ZM115 264V263H114ZM143 264H144V262H143ZM171 264V263H170ZM195 264V263H194ZM217 264H219V262H217ZM220 264H223V263H221V259H220ZM225 264V263H224ZM239 264V263H238ZM249 264V263H248ZM253 264V263H252Z\"/></svg>", "mask_w": 264, "mask_h": 264}]
</instances>
